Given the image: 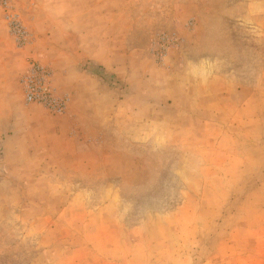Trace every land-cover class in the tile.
I'll return each mask as SVG.
<instances>
[{"label":"rangeland","instance_id":"1","mask_svg":"<svg viewBox=\"0 0 264 264\" xmlns=\"http://www.w3.org/2000/svg\"><path fill=\"white\" fill-rule=\"evenodd\" d=\"M0 59V264H264V0H0Z\"/></svg>","mask_w":264,"mask_h":264},{"label":"built area","instance_id":"2","mask_svg":"<svg viewBox=\"0 0 264 264\" xmlns=\"http://www.w3.org/2000/svg\"><path fill=\"white\" fill-rule=\"evenodd\" d=\"M12 25H14L13 28L17 34L21 33L15 21L12 22ZM23 85L27 103L52 104L54 97L50 84V71L45 65L33 62L23 77Z\"/></svg>","mask_w":264,"mask_h":264},{"label":"crops","instance_id":"3","mask_svg":"<svg viewBox=\"0 0 264 264\" xmlns=\"http://www.w3.org/2000/svg\"><path fill=\"white\" fill-rule=\"evenodd\" d=\"M4 36H5V34H4ZM5 37H6V36H5ZM0 60H1V59H0ZM0 91H1L2 93H4L2 99H0V102H1V103H4V102H5V103H7V102L10 103V102H11V99H10L9 96H7V94H5V92H6V91H5V88H0ZM9 103H8V104H9ZM2 105H3V104H2ZM9 106H10V105H9Z\"/></svg>","mask_w":264,"mask_h":264}]
</instances>
